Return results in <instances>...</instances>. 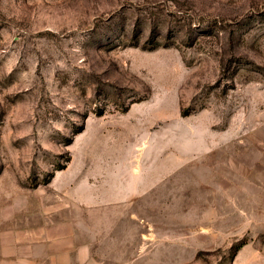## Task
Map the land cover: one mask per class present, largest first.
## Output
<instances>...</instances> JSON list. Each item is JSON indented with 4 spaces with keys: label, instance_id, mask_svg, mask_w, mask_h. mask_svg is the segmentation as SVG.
<instances>
[{
    "label": "rangeland",
    "instance_id": "1",
    "mask_svg": "<svg viewBox=\"0 0 264 264\" xmlns=\"http://www.w3.org/2000/svg\"><path fill=\"white\" fill-rule=\"evenodd\" d=\"M53 177L84 264H264V0H0V221Z\"/></svg>",
    "mask_w": 264,
    "mask_h": 264
},
{
    "label": "crops",
    "instance_id": "2",
    "mask_svg": "<svg viewBox=\"0 0 264 264\" xmlns=\"http://www.w3.org/2000/svg\"><path fill=\"white\" fill-rule=\"evenodd\" d=\"M54 177L28 194L22 206L17 203L9 219L0 221V264L88 261V191H84V183L72 185L69 179L55 185Z\"/></svg>",
    "mask_w": 264,
    "mask_h": 264
},
{
    "label": "trees",
    "instance_id": "3",
    "mask_svg": "<svg viewBox=\"0 0 264 264\" xmlns=\"http://www.w3.org/2000/svg\"><path fill=\"white\" fill-rule=\"evenodd\" d=\"M47 182V181H46Z\"/></svg>",
    "mask_w": 264,
    "mask_h": 264
}]
</instances>
